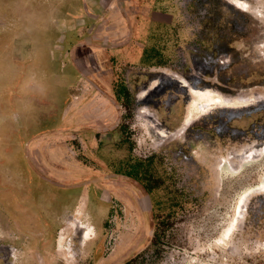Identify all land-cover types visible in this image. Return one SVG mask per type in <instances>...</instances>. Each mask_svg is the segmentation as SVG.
Instances as JSON below:
<instances>
[{
	"label": "rangeland",
	"instance_id": "374dc122",
	"mask_svg": "<svg viewBox=\"0 0 264 264\" xmlns=\"http://www.w3.org/2000/svg\"><path fill=\"white\" fill-rule=\"evenodd\" d=\"M152 152L190 200L159 250ZM263 181L264 0H0V264H264Z\"/></svg>",
	"mask_w": 264,
	"mask_h": 264
},
{
	"label": "trees",
	"instance_id": "16d2710c",
	"mask_svg": "<svg viewBox=\"0 0 264 264\" xmlns=\"http://www.w3.org/2000/svg\"><path fill=\"white\" fill-rule=\"evenodd\" d=\"M156 55H160L156 48H147L143 53L142 60L144 63H155L152 61L158 57ZM114 94L116 100L127 109L129 116H132L133 95L125 78L121 75L115 77ZM128 127L127 123H123L122 131ZM129 149H133V143L130 144ZM120 172L137 181L147 193L155 190L164 191L165 195L154 201L152 214L154 233L150 245L159 250L165 243L167 232L174 225L175 219L189 205L190 200L186 193L178 187L174 174L164 168L161 154L158 152H152L146 156L131 155L126 166ZM132 260L133 258L123 264H130Z\"/></svg>",
	"mask_w": 264,
	"mask_h": 264
},
{
	"label": "bare ground",
	"instance_id": "6f19581e",
	"mask_svg": "<svg viewBox=\"0 0 264 264\" xmlns=\"http://www.w3.org/2000/svg\"><path fill=\"white\" fill-rule=\"evenodd\" d=\"M151 80V79H150ZM150 82V81H149ZM186 83V82H185ZM174 84V83H173ZM183 84V83H182ZM170 85V84H169ZM180 87V86H179ZM191 88V87H190ZM174 89V88H173ZM183 90V89H182ZM168 91V90H167ZM172 90H170V92H171ZM178 94H179V92H177ZM185 93H186V91H185ZM171 99V98H170ZM218 101V100H217ZM234 132V131H233ZM263 183H264V181H263ZM257 188H262V185L261 184H259V185H257L256 186ZM253 189H255V188H247V189H245V191H242L243 193H242V195H244V197L246 196V195H248ZM264 189V188H263ZM244 202V201H243ZM241 207V206H240ZM237 216V215H236ZM235 221V220H234ZM233 222V221H232ZM76 224V223H75ZM79 224V223H78ZM77 224V225H78ZM74 226V225H73ZM78 228V227H77ZM78 235H79V239L80 240H82V241H85V240H87L88 238H90L91 236H92V232L90 231V227H80L77 231H74V233H73V237L76 239L77 237H78ZM83 243H80V245H82ZM70 248V247H69Z\"/></svg>",
	"mask_w": 264,
	"mask_h": 264
}]
</instances>
